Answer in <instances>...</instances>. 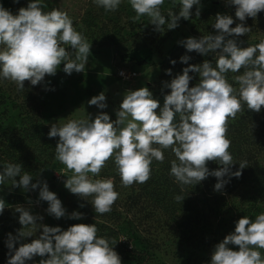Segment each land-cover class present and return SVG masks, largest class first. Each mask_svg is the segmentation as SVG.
Here are the masks:
<instances>
[{
  "label": "clouds",
  "instance_id": "clouds-1",
  "mask_svg": "<svg viewBox=\"0 0 264 264\" xmlns=\"http://www.w3.org/2000/svg\"><path fill=\"white\" fill-rule=\"evenodd\" d=\"M93 2L111 12L118 9L122 0ZM164 2L129 0L135 12L133 22L147 16L155 30L162 32L165 25L172 30L179 26L181 18L190 19L194 5L198 6L196 17L200 16V0H179L178 14L169 11L166 19L161 12ZM228 3L235 6V17L240 21L235 27H231L234 24L231 15L217 13L212 27L218 34L199 39L189 37L178 42L188 52L195 51L202 56L217 54L216 66L205 60L202 64L183 68L182 74L164 82V88L170 89V93L164 96L162 107L147 87H141L125 92L114 121L106 112H100L95 118L87 114L86 118L51 126L49 138L59 137L55 159L72 173L64 182L65 188L85 201L89 202L91 197L89 203L95 213H110L120 195L113 179L92 178L100 176L110 159L114 160L121 185L126 188L147 183L152 176L153 161L162 164L164 150L169 149L176 158L171 161L170 175L181 185H197L213 176L217 178L214 190L220 191L231 177L242 175L247 161L239 163V170L231 171L234 161L229 151L228 126L229 120H234L244 105L257 113L264 106V40L240 47L236 37L251 31L244 21L248 17L255 19L264 11V0H228ZM44 7L42 0H32L14 15L0 5V78L14 82L18 91L24 89L25 81L35 86L44 81L46 75L54 76L61 63L68 75L73 71L83 72L88 63L91 44L73 26L68 13L57 8L46 12ZM62 45H69L73 51H66ZM190 59L188 55L180 58L185 64ZM241 69H244L243 74L234 77L239 85L237 89L226 79V73H238ZM190 72L200 76L194 87L189 86L193 79ZM166 74L171 75V69L166 70ZM88 104L107 108L104 92L93 96ZM208 162L222 167L210 171ZM22 170L20 163L4 166L0 185L10 180L12 187L25 191L39 187V200L48 202L47 213L56 219L64 217L66 209L56 193L49 190L47 182L32 183L33 177L26 171L22 175ZM226 176L229 179H225ZM174 199L182 203L185 197L176 195ZM5 207V201L0 198V214ZM15 211L20 213L22 228L18 230V237L8 234L7 264H26L35 256H47L39 264H122L120 255L114 250L117 242L98 236L96 224L79 223L62 230L58 226L37 225V219L43 217L32 215L21 205H16ZM83 215L74 211L69 218L82 219ZM38 227L43 230L39 238L14 249L18 238L33 236ZM229 245L238 246V250ZM260 250H264V212L254 220L248 216L240 218L234 232L214 246L210 264H264Z\"/></svg>",
  "mask_w": 264,
  "mask_h": 264
},
{
  "label": "rangeland",
  "instance_id": "rangeland-1",
  "mask_svg": "<svg viewBox=\"0 0 264 264\" xmlns=\"http://www.w3.org/2000/svg\"><path fill=\"white\" fill-rule=\"evenodd\" d=\"M218 1L229 4L228 0H200V13L213 7ZM30 2L32 0H0V5L15 15ZM42 3L46 5L43 8L46 12L53 8L66 11L76 30L91 44L90 56L83 72L73 71L68 75L63 71L64 64L61 63L56 74L46 75L36 90L45 122L61 126L68 120L86 118L87 114L95 118L100 112H106L114 121L125 92L141 87H147L160 102V106H163L164 96L170 93V89L164 88V82H170L171 79L163 81L159 78L161 63L174 44L193 34L192 28L198 18L195 15L197 5L193 6L195 12H192L190 19L181 18L177 28L168 30L165 25L163 31L159 32L150 24L147 16L133 22L135 12L129 0H122L118 9L111 12L98 7L93 0H42ZM179 7V0H165L161 12L168 19V12H175L174 8ZM254 20L258 27L251 33L250 39L264 40V11L258 13ZM160 38V44L157 45L155 42ZM64 47L66 51H73L69 45ZM123 54H129L136 60L124 61ZM140 59L149 60L151 63H140ZM121 67L135 70L137 75L123 78L119 75ZM101 92L106 96L107 108L90 106L88 101ZM22 122L23 116L19 108L13 106L11 101L0 107V131L22 125ZM71 175L57 160L48 167V176L55 181L52 192L56 193L66 209V215L60 218L62 220L70 219V214L79 212L80 209L78 196L64 186L67 177ZM11 192L26 191L20 187H12L10 180L0 185V198L6 204L0 214V230L12 231L18 235L22 225L19 223L20 213L15 211L16 205L30 210L34 216H42V220L37 219V225H47L51 219L57 220L47 213L48 202L39 200V193L31 191L28 202L12 204L8 200ZM197 209L201 217L194 220L185 215L160 214L154 219L132 222V229L127 227V223H123L122 232L114 245L122 264H210L214 246L234 232L240 218L248 216L254 220L256 215L264 212V155L260 159L254 179L239 184L232 192L220 194L218 199L211 195L199 199ZM6 210L11 211L12 218H8ZM41 232L42 228L38 227L33 236L19 238L20 245L39 238ZM138 239H142L143 243L140 244ZM130 244L137 249L144 247L147 250L140 262L124 256L123 253ZM229 247L238 250V246ZM260 251L264 256V250ZM46 258L47 256H35L31 261L32 264H39L41 259Z\"/></svg>",
  "mask_w": 264,
  "mask_h": 264
},
{
  "label": "trees",
  "instance_id": "trees-1",
  "mask_svg": "<svg viewBox=\"0 0 264 264\" xmlns=\"http://www.w3.org/2000/svg\"><path fill=\"white\" fill-rule=\"evenodd\" d=\"M174 10L178 14L179 9L174 8ZM235 11V6L230 3L216 2L213 7L200 13L196 24L192 28L193 34L186 36L183 40L189 37L199 39L202 36L218 34L212 27V24L215 23L217 13L231 15L234 19V24L231 27H235L236 24L240 23L235 17ZM192 12H195L194 7L191 10ZM244 23L245 26L251 27V31L245 36L236 37L238 46L247 47L248 45H255L263 40L250 39L251 33L258 27L253 18H246ZM161 39H158L155 43L159 45ZM184 55L191 57L187 64L182 63L180 60ZM122 58L124 61L136 60L135 57L129 54H123ZM217 58V54L214 53L202 56L195 51L188 52L181 43L174 44L161 63L159 78L163 81L167 79L172 80L177 74H182L183 68L189 65L202 64L205 60L211 62L212 66L215 67ZM173 60L176 61L175 64L171 63ZM139 62L151 63L146 59H140ZM168 69H171V75L166 74V70ZM243 71L244 69H241L238 73H226V79L237 89L239 85L234 77L243 74ZM189 75L193 77L189 86H196L200 80L199 74L190 72ZM40 85L41 83L33 86L30 81H25L24 89L18 91L14 82L0 78V107L8 101H11L13 106L19 108L23 116L22 125L0 131V173L3 172V167L7 164L20 163L23 168L22 175L24 171L28 172L33 177L32 183H37V180L46 181L49 190L52 191L55 187V181L48 176V167L56 160L55 147L59 141V137L49 138L48 136L52 125L44 120L42 105L39 101V95L36 92ZM227 136L231 140V148L229 151L234 161V164L231 166V171L235 172L239 170V163L242 161H247V167L242 170V175L239 178L231 177L222 190H214L217 178L213 176H209L197 185H181L178 183L170 175L171 161L176 159L170 149L164 150L165 159L162 164L155 160L153 161L152 176L147 183H136L127 188L121 185L120 177L115 169L114 160L110 159L102 169L100 176L93 177V179H113L115 188L120 195L112 206V211L103 215L95 213L94 208L89 203L91 202V197L88 198V202L78 196L79 206L81 204L85 205L79 209V212L84 214L82 219H51L47 226H58L62 230H67L74 224H96L98 236L106 237L117 242L123 229V223H127V227L132 229L130 226L132 222H140L142 219H154L160 214L167 216L185 215L190 220L201 217L197 209L199 199L205 198L208 195H211L214 199H218L220 194L232 192L239 184L246 183L255 178L260 159L264 155V106L257 113L248 110L247 106L244 105L243 111L238 113L234 120H229ZM207 167L212 171L218 170L222 165L216 162H208ZM19 179V177H16L17 181ZM225 179L229 178L226 176ZM31 191L39 193L40 188L38 187L35 190L29 188L25 193L11 192L8 195V200L12 204L26 203L31 197L29 193ZM176 195L185 197L182 203L174 199ZM6 215L8 218H12L10 217V210H6ZM9 233L13 237L18 236L15 232L0 230V264H7L9 259L10 250L7 247ZM133 234L136 233L133 231ZM138 242L140 244L143 243L142 239H138ZM19 246L18 238L14 242V249ZM146 251L144 247L137 249L130 244L123 254L128 258L140 262L145 257L146 253L144 252ZM12 254H14V250ZM26 264H32V261H26Z\"/></svg>",
  "mask_w": 264,
  "mask_h": 264
},
{
  "label": "built area",
  "instance_id": "built-area-1",
  "mask_svg": "<svg viewBox=\"0 0 264 264\" xmlns=\"http://www.w3.org/2000/svg\"><path fill=\"white\" fill-rule=\"evenodd\" d=\"M123 73V75L121 74ZM119 75L122 76L123 78H133L134 76L137 75V72L135 70L132 69H127V68H120L119 69Z\"/></svg>",
  "mask_w": 264,
  "mask_h": 264
}]
</instances>
